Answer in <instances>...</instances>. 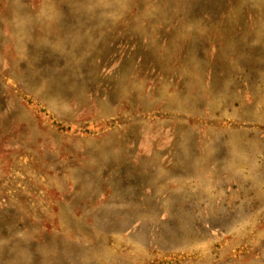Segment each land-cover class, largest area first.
Returning a JSON list of instances; mask_svg holds the SVG:
<instances>
[{"label": "rangeland", "instance_id": "374dc122", "mask_svg": "<svg viewBox=\"0 0 264 264\" xmlns=\"http://www.w3.org/2000/svg\"><path fill=\"white\" fill-rule=\"evenodd\" d=\"M244 258L264 261V0H0V264Z\"/></svg>", "mask_w": 264, "mask_h": 264}, {"label": "trees", "instance_id": "16d2710c", "mask_svg": "<svg viewBox=\"0 0 264 264\" xmlns=\"http://www.w3.org/2000/svg\"><path fill=\"white\" fill-rule=\"evenodd\" d=\"M121 219V218H120ZM112 232L111 233H113V235H119L120 237H122V236H124V234H123V232L122 231H119V230H111ZM101 233H105L104 231H102ZM92 246H94V248H93V258L94 259H97L98 261L97 262H99V260L101 259L102 260V258L100 257V255H101V253H102V251H103V249H104V247L106 246V244H103L102 242H101V240H98V241H96L95 243H94V245H92ZM107 247H108V244H107ZM185 248L184 247H181L179 250H177V251H174V253H176V254H179V253H181V251L182 250H184ZM128 250H127V247H125L124 248V250H123V252H127ZM154 251H155V249H154ZM234 261V260H233ZM235 262V261H234ZM177 264V263H176ZM216 264H219V263H216ZM234 264H264V261H261V259L260 258H250V259H246V258H244V259H242V260H239V262H235Z\"/></svg>", "mask_w": 264, "mask_h": 264}]
</instances>
